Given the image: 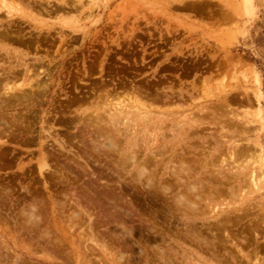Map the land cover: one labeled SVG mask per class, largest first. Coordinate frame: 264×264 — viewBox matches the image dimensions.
I'll return each mask as SVG.
<instances>
[{"label": "rangeland", "instance_id": "obj_1", "mask_svg": "<svg viewBox=\"0 0 264 264\" xmlns=\"http://www.w3.org/2000/svg\"><path fill=\"white\" fill-rule=\"evenodd\" d=\"M81 1L0 12V264H264V0Z\"/></svg>", "mask_w": 264, "mask_h": 264}, {"label": "bare ground", "instance_id": "obj_2", "mask_svg": "<svg viewBox=\"0 0 264 264\" xmlns=\"http://www.w3.org/2000/svg\"><path fill=\"white\" fill-rule=\"evenodd\" d=\"M14 1H16V0H14ZM33 1H34L35 4H38V5H39L38 8H39V7H42V10H43V7H44L43 5H44V3H45V5H47V6H48V5L51 6L52 1L57 2V4L60 5V6H69V7H72V6L74 7V6H76V8H77V3H78V1H81V0H33ZM82 1H83V0H82ZM82 1H81V2H82ZM0 2H1V1H0ZM20 2H21V1H20ZM25 2H26V1H25ZM28 2H30V1H28ZM83 2H84V1H83ZM1 3H2V2H1ZM9 3H10V2H8V0H3L2 6H0V12H1V13H2L3 11H4V12H7V14L10 16V18H13V17H14V16H13L14 13H12V9L15 7V6H14V2H11V5H10ZM15 3L17 4V6H18V5L20 6V3H18V1L15 2ZM46 3H47V4H46ZM12 4H13V5H12ZM52 4H53V3H52ZM79 4H80V3H79ZM79 4H78V8H77V9H79V8L81 7V5H82V4H81V5H79ZM180 4H181V3H180ZM87 5H88V4H87ZM87 5H86V8H87ZM34 6H35V5H34ZM36 6H37V5H36ZM48 7H49V6H48ZM51 7H52V6H51ZM73 7H72V8H73ZM15 8H16V7H15ZM45 8H46V7H45ZM56 8H57V7H56ZM56 8H55V9H56ZM86 8H85V9H86ZM88 8H89V7H88ZM74 9H75V7H74ZM82 9H83V8H82ZM13 10H14V9H13ZM17 10H18V9H17ZM51 10H53V9H51ZM27 11H28V10H27ZM53 11H58V9H57V10H53ZM58 12H60V11H58ZM61 12H62V11H61ZM65 12H66V10H65ZM21 14H22V13H21ZM5 17H6V16H5ZM7 18H8V16H7ZM10 18H8V19H10ZM20 18H21V17H20ZM22 18H23V17H22ZM15 20H17V19H15ZM26 20H27V19H26ZM0 23H1V22H0ZM13 23H14V22H13ZM5 25H6V24H5ZM13 25H14V24H13ZM13 25H11V27H12ZM18 27H19V26H18ZM20 27H21V26H20ZM14 29H15V28H14ZM14 29H13V30H14ZM49 33H50V32H49ZM5 36H6V35H5ZM24 36H25V35H24ZM58 36H59V35H58ZM8 37H9V36H8ZM8 37H7V38H8ZM20 37H21V36H20ZM60 37H61V36H60ZM66 37H67V36H66ZM9 38H10V37H9ZM23 38H24V37H23ZM8 40H9V39H8ZM17 40H18V39H17ZM60 40H61V39H60ZM19 41H20V39H19ZM21 42H22V41H21ZM64 42H65V40H64ZM22 43H23V42H22ZM24 43H25V42H24ZM27 69H28V68H27ZM28 70H29V69H28ZM50 74H51V73H50ZM26 75H27V74H26ZM30 75H31V74H30ZM37 75L39 76V74H37ZM45 75H46V74H45ZM232 76H233V75H232ZM36 77H37V76H35V78H36ZM49 77H50V75H49ZM28 79H29V78H28ZM36 79H37V78H36ZM40 79H41V78H40ZM235 79H236V78H235ZM34 80H35V79H34ZM37 81H38V79H37ZM37 81H36V82H37ZM38 82H39V81H38ZM38 82H37V83H38ZM37 83H36V84H37ZM45 83H46V82H45ZM39 84H40V82H39ZM39 84H38V85H39ZM46 84H47V83H46ZM43 85H45V84H43ZM47 86H48V84H47ZM47 86H46V87H47ZM232 86H233V85H232ZM40 87H42L43 90H42ZM40 87L38 86V88H40V89L42 90V92L46 90V88L43 87L42 84L40 85ZM6 88H7V87H6ZM9 88H10V87H9ZM9 88H7V90H11V89H9ZM16 88H17V87H16ZM44 88H45V90H44ZM13 89H14V87H13ZM13 89H12V91H13ZM4 90H5V89H4ZM38 91H39V90H38ZM225 96H226V94H225ZM135 99H136V98H135ZM226 100H227V98H226ZM226 100H225V102H226ZM131 101H133V100H131ZM136 101H137V100H136ZM134 102H135V101H134ZM123 107H124V106H123ZM121 109H122V107H121ZM94 120H95V119H94ZM0 122H1V121H0ZM2 128H3V127H2ZM0 132H1V131H0ZM3 134H4V133H3ZM4 140H5V139H4ZM45 143H46V142H45ZM61 144H63V143H61ZM80 144H81V143H80ZM83 145H84V143H83ZM109 145L111 146V144H109ZM62 147H63V146H62ZM244 147H245L246 149H249V148H247L246 146H244ZM245 148H244V149L241 148V150H245ZM43 151H44V150H43ZM43 151H41V152L43 153ZM42 153H41V154H42ZM44 154H45V153H44ZM44 154H42L41 156H43ZM81 154H82V156H84V157L86 156L85 153H81ZM46 156H47V155H46ZM79 156H81V155H79ZM88 156H89V155H88ZM88 156H87V157H88ZM44 157H45V155H44L42 158L44 159ZM84 157H83V158H84ZM45 158H46V157H45ZM43 159H41L42 161L40 162V166H39V167H44L45 165H47V161H48V160H46V159L43 160ZM47 159H48V157H47ZM132 159H133V158H132ZM53 161H54V160H53ZM48 162H49V161H48ZM141 167H142V166H141ZM45 169H46V168H45ZM143 169H145V168H144V167L142 168V171H140L141 173L144 171ZM42 170H43V169H42ZM145 170H146V169H145ZM43 171H44V170H43ZM184 171H185V170H184ZM145 172H146V171H145ZM56 173H57V172H56ZM101 174H102V173H101ZM138 174H139V173H138ZM142 174H143V173H142ZM93 175H94V174H93ZM139 175H140V174H139ZM141 176H142V175H141ZM177 176H178V175H177ZM138 177H139V176H138ZM140 178H141V177H140ZM178 178H180V177H178ZM180 179H181V178H180ZM146 184H148V183H146ZM47 187H48V186H47ZM88 188H89V187H88ZM88 188L86 187L85 190L88 189ZM192 188H193V187H192ZM168 189H169V188H168ZM82 190H83V189H82ZM85 190H84V191H85ZM89 190H91L90 193H91L92 196L89 195V194H90V193H88ZM89 190L86 192V193H88V196H90V198L95 197V199H93V200H91V199L88 197V199H89L88 203L90 202V200H91V202H92V203H89L90 205H91V204H95L96 199H97V200L100 199L99 201L102 200V199L100 198V196H99L98 198L96 197L97 195L95 194V192L97 193V192H98L97 190H94V189H89ZM93 190H94V191H93ZM52 192H53V191H52ZM56 192H57V191H56ZM80 192H81V190H80ZM92 192H94L95 196H94V194H93ZM107 192H109V191H107ZM107 192L105 191V192L103 193V192H100V191H99L98 195H99L100 193L104 195V194L107 193ZM84 193H85V192H84ZM55 194H56V193H55ZM82 194H83V193H82ZM109 194H112V193L110 192ZM78 196H79V195H78ZM104 196L107 197V196H109V195H108V194H107V195L105 194ZM104 196H101V197H104ZM182 196H184V195H182ZM81 197H82V195H81ZM85 197H86V196H85ZM111 197H112V196H111ZM82 198H84V197H82ZM104 198H105V197H104ZM180 198H181V196H180ZM180 198H178V199H180ZM88 199H87V200H88ZM107 199H109V197H107ZM80 200H81V199H80ZM94 200H95V201H94ZM104 200H105V199H104ZM112 200H113V201H112ZM50 201H51V200H50ZM99 201H97L96 204H97ZM102 201H103V200H102ZM107 201H108V200H107ZM107 201H105V202H107ZM109 201H110V202H111V201L114 202V199H113V198H112L111 200L109 199ZM178 201H179V200H178ZM105 202H102V203H101L102 206H104L103 203H105ZM99 203H100V202H99ZM99 203H98V205H99ZM114 203H116V202H114ZM114 203H110V204L107 203L106 206L103 207V209H105V210H106V209H110L109 205L112 204V205H111V208H113L112 206H114V207H116V208H113V209H114V210H115V209L117 210V209H118L117 207L119 206V204H117V203L114 204ZM191 203H192V202H191ZM191 203H190V204H191ZM96 204H95V205H96ZM113 204H114V205H113ZM33 205H34V204H33ZM37 205H38V203H37ZM37 205H36V206H37ZM85 205H86V204H85ZM95 205H94V208H97L98 205H97V206H95ZM80 206H82V205H80ZM82 207H83V206H82ZM106 207H107V208H106ZM90 208H91V206H90ZM94 208H93V206H92V209H94ZM98 208L102 209L100 205L98 206ZM86 209H87V208H86ZM119 209H120V207H119ZM65 210H66V209H65ZM32 211H33V210H32ZM96 211H97V209H96ZM120 211H122V210L120 209ZM24 212H25V211H24ZM113 212H115V211H113ZM113 212H112V214H113ZM30 213H31V212H30ZM33 213H34V212H33ZM32 215H33V214H32ZM30 216H31V215H30ZM77 216H78V215H77ZM113 216H114V217H113ZM113 216H112L113 218H115V216H116V218H119L117 215H113ZM34 217H35V215H34ZM36 217H37V216H36ZM112 217H111V218H112ZM32 218H33V217H32ZM111 218H109V220H108V219H107V220L110 221V222L113 221V223H114V220H115L116 218H115V219L112 218L113 220H112ZM120 218H121V217H120ZM120 218H119V222H118L117 219H116V220H115V223H116V224L121 223V226L118 227V228H121V227L126 228L125 223H126L127 221L124 219V220H125V222H124V220H122L123 218H122V219H120ZM33 220H34V219H33ZM121 220H122V221H121ZM120 221H121V222H120ZM228 221H229V220H228ZM228 221H227V222H228ZM53 222H55V221H53ZM91 222H92V221H91ZM105 222H106V220L104 221V224H103V225H105V224L108 223V222H107V223H105ZM227 222H226L225 224H228V226H229V223H230V222H229V223H227ZM127 223H128V222H127ZM219 223L221 224V222H219ZM219 223H218V224H219ZM232 223H233V221H232ZM234 223H235V222H234ZM98 224H99V226L102 225V224H100V223H98ZM223 224H224V223H223ZM225 224H224V226L222 225V227H226L227 225H225ZM230 224H231V223H230ZM109 225H111V224H109ZM113 225H115V224H113ZM119 225H120V224H119ZM119 225H118V226H119ZM128 225H129V224H128ZM128 225H127V228H128V227L130 228V225H129V226H128ZM233 225H234V224H233ZM115 226L117 227V225H115ZM215 226H216V225H215ZM228 226H227V228H229ZM109 227H110V226H109ZM109 227H108V228H109ZM216 227H217V226H216ZM219 227H221V225H220ZM219 227H218V228H219ZM47 228H48V227H47ZM47 228H45V229H47ZM99 228H100V227H98V229H99ZM101 228H102V226H101ZM105 228H106V227H105ZM129 228H128V229H129ZM219 229H220V228H219ZM96 230H97V229H96ZM123 230H124L123 232H125L126 229H123ZM131 230H133V231L135 230L133 226H132ZM129 231H130V230H128V232H129ZM229 231H230V230H229ZM49 232H50V231H49ZM95 232H98V231H95ZM227 232H228V231H227ZM116 233H117V232H116ZM120 233H121V232H120ZM129 233L131 234L132 231L129 232ZM133 233H134V232H133ZM96 234H97V233H96ZM130 234L126 236V237H127L126 240H131V241H132L133 239H136V240L138 239V238H135V236H134V238H133V236H131L130 239H128L129 236H130ZM123 235H124V234L122 233V234L120 235V237L122 236L121 239H118L119 244H120V243H124V242H126V241L124 240L125 238L123 237ZM131 235H133V234H131ZM230 235H231V234H230ZM124 236H125V235H124ZM116 237L120 238L119 235L116 236ZM113 238H114V237H113ZM113 238H112V239H113ZM100 239H101V238H100ZM231 239H232V237H231ZM44 240H45V239H44ZM114 240H115V241H114ZM114 240H113V241H114L113 243L116 242L117 238H115ZM120 240H121L122 242H120ZM111 241H112V240H111ZM118 241L116 242V244H118ZM61 242H62V241H61ZM61 242H60V243H61ZM101 242H102V241H101ZM134 242H136V241L133 240V243H134ZM245 242H246V241H245ZM133 243H132V244H133ZM139 243H140V241H139ZM58 244H59V243H58ZM58 244H57V245H58ZM109 244H110V243H109ZM116 244H115V245H116ZM99 245H100V244H99ZM111 245H112V246H111ZM111 245H110V246L113 247V249L118 247V245H117V246H115L114 244H111ZM120 245H122V244H120ZM120 245H119V246H120ZM135 245H136V243H135ZM137 245H139V244H137ZM140 245H141V244H140ZM59 246H60V245H59ZM125 246H126V245H125ZM120 247H122V246H120ZM139 247H140V246H139ZM156 247H157V246H156ZM125 248H126V247H125ZM125 248H123V249H125ZM140 248H141V247H140ZM113 249H112V250H113ZM118 249H120V248H117V251H118ZM121 249H122V248H121ZM126 249H127V248H126ZM156 249L159 250L160 248H156ZM127 250H128V249H127ZM158 250H157V251H158ZM240 250H241V249H240ZM143 251H144V250H143ZM161 251H162V249H161ZM140 252H141V251H140ZM119 253L121 254V252H119ZM124 253H125V252H124ZM124 253H123V254H124ZM143 253H144V252H143ZM158 253H159V252H158ZM163 253H164V252H163ZM123 254L119 255V256H120V257H119L120 259H121V257H122ZM125 254H126V253H125ZM125 254H124V255H125ZM156 254H157V253H156ZM161 255H162V254H161ZM164 255H165V253H164ZM162 256H163V255H162ZM124 257H125V256H123L122 259H124ZM117 259H118V257H117ZM120 259H119V260H120ZM122 259H121V260H122ZM162 259H163V258H162ZM129 260H130V259H129ZM166 260H167V261L163 260L164 262H166V264H172V263H171V262H172L171 259H166ZM123 262H125V261L123 260ZM128 262H129V261H128ZM164 264H165V263H164Z\"/></svg>", "mask_w": 264, "mask_h": 264}, {"label": "clouds", "instance_id": "obj_3", "mask_svg": "<svg viewBox=\"0 0 264 264\" xmlns=\"http://www.w3.org/2000/svg\"><path fill=\"white\" fill-rule=\"evenodd\" d=\"M33 211H35V209H33Z\"/></svg>", "mask_w": 264, "mask_h": 264}]
</instances>
